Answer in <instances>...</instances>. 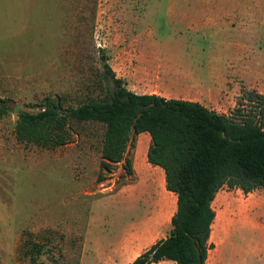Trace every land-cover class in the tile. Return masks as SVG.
Here are the masks:
<instances>
[{
	"label": "rangeland",
	"instance_id": "374dc122",
	"mask_svg": "<svg viewBox=\"0 0 264 264\" xmlns=\"http://www.w3.org/2000/svg\"><path fill=\"white\" fill-rule=\"evenodd\" d=\"M101 55L118 77L140 61L176 64L189 75L179 87L193 85L202 104L228 113L242 89L264 94V0H0V99L8 108L0 116V227L9 230L8 264H75L86 224L90 235L121 238L130 217L145 215L113 209L107 197L141 182L121 163L101 168L102 124L73 123L56 148L15 137L17 114L39 109L47 95L67 104L101 95ZM135 144L136 137L131 159ZM143 190L137 199L156 200L151 187ZM212 207L217 233L207 264H264V189L224 185Z\"/></svg>",
	"mask_w": 264,
	"mask_h": 264
},
{
	"label": "trees",
	"instance_id": "16d2710c",
	"mask_svg": "<svg viewBox=\"0 0 264 264\" xmlns=\"http://www.w3.org/2000/svg\"><path fill=\"white\" fill-rule=\"evenodd\" d=\"M100 83L102 94L82 102L67 104L61 95H47L39 109L20 111L16 139L56 148L71 138L73 123L98 122L101 168L121 163L132 176L128 148L137 134L147 132V160L164 170L166 189L177 196L176 210L169 234L130 264H207L217 191L224 185L244 193L264 189V94L242 89L238 104L220 113L199 101L135 93L107 62ZM6 101L0 99V116L8 110Z\"/></svg>",
	"mask_w": 264,
	"mask_h": 264
},
{
	"label": "crops",
	"instance_id": "0c3cea01",
	"mask_svg": "<svg viewBox=\"0 0 264 264\" xmlns=\"http://www.w3.org/2000/svg\"><path fill=\"white\" fill-rule=\"evenodd\" d=\"M127 81V88L138 94H157L165 98L186 99L200 102L201 90L193 92V85L179 87V78L187 79L180 66L164 62L147 63L140 61L128 74H120ZM158 77L157 84L152 79ZM162 80V83H160ZM146 84V85H144ZM145 140V146L138 153V144ZM150 135L141 132L136 135V144L132 154L133 175L142 183L126 184L107 195L116 210L136 209L144 211L137 221L130 217L129 227L123 236L97 237L90 235L89 223L85 225L80 242L79 260L75 264H130L141 252L158 240L165 238L171 230V216L176 210L177 196L166 189L164 170L147 160ZM141 186V187H139ZM145 187V188H142ZM146 187L152 188L154 201L137 199L138 191L146 193ZM150 191V190H149ZM110 204V205H111ZM9 230L0 227V264H8ZM171 260H161L153 264H173ZM73 264V263H72ZM176 264V263H175Z\"/></svg>",
	"mask_w": 264,
	"mask_h": 264
},
{
	"label": "bare ground",
	"instance_id": "6f19581e",
	"mask_svg": "<svg viewBox=\"0 0 264 264\" xmlns=\"http://www.w3.org/2000/svg\"><path fill=\"white\" fill-rule=\"evenodd\" d=\"M216 224V223H215ZM215 224L213 225L212 224V228H213V231H212V233H211V238H214L215 237V235H216V230H215ZM218 226V225H217Z\"/></svg>",
	"mask_w": 264,
	"mask_h": 264
},
{
	"label": "water",
	"instance_id": "95a60500",
	"mask_svg": "<svg viewBox=\"0 0 264 264\" xmlns=\"http://www.w3.org/2000/svg\"><path fill=\"white\" fill-rule=\"evenodd\" d=\"M104 62H106V61H105V60H103V63H104ZM16 111H17V109L15 108V109H14V112H16Z\"/></svg>",
	"mask_w": 264,
	"mask_h": 264
}]
</instances>
